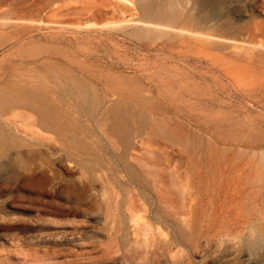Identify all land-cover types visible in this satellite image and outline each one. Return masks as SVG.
I'll return each mask as SVG.
<instances>
[{"label":"rangeland","instance_id":"obj_1","mask_svg":"<svg viewBox=\"0 0 264 264\" xmlns=\"http://www.w3.org/2000/svg\"><path fill=\"white\" fill-rule=\"evenodd\" d=\"M0 2L2 16H24L36 31L32 61L16 62L17 74L73 73L151 124L171 116L177 131L170 204L171 162L161 184L145 171L148 135L134 136L131 151L106 143L110 215L98 167L91 184L87 165L45 144L0 160V264H264V0ZM140 4L169 17L149 30ZM83 121L82 140H102L96 122ZM209 144L225 155L212 160ZM18 155L35 157L45 179L26 181ZM67 189L82 193L80 205Z\"/></svg>","mask_w":264,"mask_h":264},{"label":"bare ground","instance_id":"obj_2","mask_svg":"<svg viewBox=\"0 0 264 264\" xmlns=\"http://www.w3.org/2000/svg\"><path fill=\"white\" fill-rule=\"evenodd\" d=\"M143 3L145 4V2ZM144 4H140L141 12L144 15V20L141 23L147 29L156 31L159 20L162 21V18L169 17L170 13L167 15L166 11L162 10L164 8L155 11L152 6ZM3 6L1 3L0 13H2ZM169 8H171V4H169ZM5 15L0 14V54H3L0 66L11 70L4 74L0 68V160L23 147L39 148L45 144L54 150L53 153L65 151L72 160L77 161L80 165H87L91 184L95 173L94 168L97 169L98 167L99 169L96 171L103 173L101 178L104 179V188L102 191L106 192L111 186L109 174L112 158L107 155L109 150L115 149L116 144H121L131 151L133 150L131 140L134 136L143 138L148 135L147 143H141V145L144 148L146 162L149 161L151 168L144 161L137 160V162L141 164V167L143 166L142 169L146 165L148 169L145 168V171L148 170L149 176L154 174L159 184H161L166 169L170 170V185L167 194L169 204L172 203L170 196L175 194L176 183L173 181L174 170H172L171 159L173 155L171 150L177 143V131L174 128L173 118L165 116L162 123L159 122L161 124L157 122L151 124L149 118L145 116L146 114H141L126 102L111 101L110 95L101 91L103 88L101 85L99 86V83L79 78L73 73H67L65 77H61L57 72H49V75H46L49 71L46 69L40 70L38 72L40 75L37 77H29L25 73L17 74L14 70L16 62L20 61L22 64L29 65L32 61L29 45H31L32 36L36 31L27 24L24 16V18L19 15L14 17L10 14V17L9 13ZM175 15L174 13L171 14L169 19L171 21L176 20L177 15ZM151 17L152 19H149ZM20 44L19 50L12 51ZM55 70L57 71V69ZM101 106H103L102 109ZM83 119L96 122L97 127L103 133L101 135L102 140L99 138L98 132L90 133V136L82 140L81 136L86 133ZM157 138L165 140L168 144L167 148L164 147L165 149H163L164 145L162 146ZM193 138L195 137L193 136ZM199 139L201 140L200 137ZM106 143L110 144L107 154ZM210 144L208 151L212 155V160L215 161L225 155V151ZM166 149L170 152H167ZM35 154L37 155V152ZM164 161L165 163L171 162V165L166 166V169H164V165H166H163ZM17 165L28 174V177L25 178L26 181L40 183L45 179V177L38 175L41 167L36 165L35 157L18 155ZM149 170L153 173H150ZM129 171L134 173V169H129ZM86 175L88 174L86 173ZM19 179L18 176L16 180ZM80 180L85 182L82 178ZM258 180L263 182L262 188H260V193H263L264 177ZM82 188L85 189L86 185ZM108 192L105 193L106 198L104 197V199L105 201L107 199L106 208H108L107 213L110 215ZM158 193L161 194V191L159 190ZM64 195L67 200L77 206L83 199L82 193L75 194L70 190L68 194L65 193ZM259 235L261 238L262 235ZM173 240L171 242L174 245Z\"/></svg>","mask_w":264,"mask_h":264}]
</instances>
